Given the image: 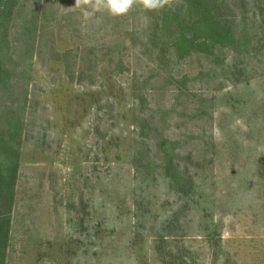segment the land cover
Here are the masks:
<instances>
[{
	"label": "rangeland",
	"instance_id": "374dc122",
	"mask_svg": "<svg viewBox=\"0 0 264 264\" xmlns=\"http://www.w3.org/2000/svg\"><path fill=\"white\" fill-rule=\"evenodd\" d=\"M95 3L0 19L4 264H264V0H217L247 43L179 60L142 42L144 0Z\"/></svg>",
	"mask_w": 264,
	"mask_h": 264
},
{
	"label": "trees",
	"instance_id": "16d2710c",
	"mask_svg": "<svg viewBox=\"0 0 264 264\" xmlns=\"http://www.w3.org/2000/svg\"><path fill=\"white\" fill-rule=\"evenodd\" d=\"M18 1L0 0V19L10 18ZM161 3L162 7L158 9L144 8L148 12L149 23L142 35V42L146 45L155 43L160 50L170 52L177 60L190 53L211 58L215 55L213 50L220 53L223 49L232 47L235 51L236 45L247 43V32L241 29L236 17H225L224 13L219 12L221 7L217 0H161ZM5 72L0 62V81ZM84 73L85 70H82L81 75ZM162 145H165V141ZM15 169L0 163V264H4L5 259ZM166 181L171 189L179 184L174 173ZM163 229L166 230L165 223ZM167 236L169 235H160V239L168 238Z\"/></svg>",
	"mask_w": 264,
	"mask_h": 264
},
{
	"label": "clouds",
	"instance_id": "9594fccd",
	"mask_svg": "<svg viewBox=\"0 0 264 264\" xmlns=\"http://www.w3.org/2000/svg\"><path fill=\"white\" fill-rule=\"evenodd\" d=\"M134 0H97L91 5V9H83L82 14L85 18H91L96 12L106 9L113 16L126 14L133 6ZM144 6L149 9L162 7L161 0H144Z\"/></svg>",
	"mask_w": 264,
	"mask_h": 264
}]
</instances>
